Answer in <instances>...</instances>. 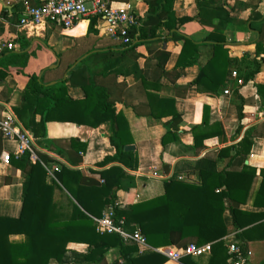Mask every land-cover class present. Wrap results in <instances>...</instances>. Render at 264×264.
I'll list each match as a JSON object with an SVG mask.
<instances>
[{
	"label": "trees",
	"instance_id": "16d2710c",
	"mask_svg": "<svg viewBox=\"0 0 264 264\" xmlns=\"http://www.w3.org/2000/svg\"><path fill=\"white\" fill-rule=\"evenodd\" d=\"M144 1L148 11L141 26L131 30L134 37L131 44L125 45L112 38L111 41L102 39L96 27L97 19L92 18L87 34L76 39L70 50L58 53L61 59L58 68L46 69L41 77H30L21 103L13 108L35 142L64 158L69 165L37 149L39 159L36 161L31 159L29 151L18 157L12 155L11 161L25 174L22 209L17 217L0 215V264H164L169 258L158 249L174 243L173 234L178 232L181 239L177 243L179 247L189 243L199 246L211 243L209 264H227L230 254L225 237L232 230L240 239L239 245L250 264L248 242L252 238H264V211L252 212L241 206L247 202L258 174V169L247 160L254 138L262 135V124L249 128L238 143L207 152L200 158L194 168L198 180L180 179V173L175 172L164 181L162 194L134 202L131 208L133 218L124 219L121 224L118 221L122 213L117 192L135 187V176L123 166L136 170L139 156L137 151L126 149V144L132 141L129 123L124 113L117 111L116 104L123 102L137 116L157 119L170 116L165 122L167 131L162 144L165 147L172 142L180 143L182 116L176 108L175 98L160 94L162 79L171 78L177 85L185 69L198 64L200 58V45L189 37H182L184 44L177 63L171 71L166 70L170 52L164 44L170 35L174 38L179 36L176 30L183 20L175 15L176 0ZM254 1L255 5L260 2ZM196 3V18L214 29L207 36L212 44L211 56L200 65L199 75L191 84L196 85L200 92L218 93L229 86L235 65L243 61L246 69L240 78L244 83L254 79L264 61V21L254 57L247 54L239 61L230 57L226 47L224 32L234 19L222 0H196ZM261 17L256 10L249 19L261 20ZM215 19H219V23H214ZM164 30H167L165 35L162 34ZM12 40L8 39L9 42ZM22 42L29 45L31 41L24 37ZM141 46H146L149 52L144 67L138 63V59L145 56L139 51ZM1 54L5 55L6 51ZM86 54L89 55L80 60ZM66 73L69 78H65ZM9 74V70L0 64V81L6 80ZM129 74L135 76L137 91L145 99L143 97L134 103L124 101L129 85L126 81H118V77ZM68 82L80 86L85 92L84 98L71 97ZM241 86L234 89L233 98L238 109L237 133L244 128L249 102L240 93ZM255 86L259 106L264 109V83ZM52 120L92 127L110 121L113 130L110 140L116 152L106 156L100 165L118 162L123 166L113 165L101 171L100 179L71 167L83 161L87 143L77 138L69 141L49 138L47 123ZM192 133L193 148L199 153L207 147L208 139L225 138L226 132L221 122L210 123V109L205 105L203 121L192 128ZM126 135H129L128 139ZM2 142L0 131V157ZM223 161L225 163L221 167ZM52 163L57 168L51 169ZM259 172L262 181L254 206L264 208V168ZM51 173L54 179L49 183L47 177ZM57 192L61 193L60 200L56 198ZM108 207L114 211L116 224L130 232L141 229L152 248L141 251L135 242L126 241L117 232L99 231L96 218L103 217ZM226 210L233 217L231 227L224 220ZM18 235L23 237L13 238ZM72 242L86 243L88 248L85 252L70 249ZM116 246L120 247L123 262L108 263L106 254ZM180 264L197 263L192 256L185 255Z\"/></svg>",
	"mask_w": 264,
	"mask_h": 264
},
{
	"label": "crops",
	"instance_id": "0c3cea01",
	"mask_svg": "<svg viewBox=\"0 0 264 264\" xmlns=\"http://www.w3.org/2000/svg\"><path fill=\"white\" fill-rule=\"evenodd\" d=\"M26 0H0V53L6 51V54L0 55V64L6 67L10 74L6 80L0 81V121L13 114L18 122L25 128L22 122L15 114L13 108L18 106L22 100V94L26 90L30 77L35 75L41 77L46 69H56L52 67L58 62V53L70 50L76 39L84 37L90 25V22L81 21L73 29L66 30L61 25L42 24L37 27H19L17 25L19 17L24 9ZM33 5H38L42 0H27ZM117 4L130 3L137 13L141 22L144 20L148 5L144 0H115ZM254 0H222L230 16L234 19L229 23L225 30V43L232 58L243 60L245 55L254 57L256 53V43L261 36L260 27L264 21V0H260L255 5ZM258 11L262 17L261 20H251L249 17L253 11ZM196 0H176L174 3V12L177 18L182 19L176 33L178 37L170 35V39L164 44V47L170 52V57L166 64V70L171 71L177 63L181 48L184 44L182 37H189L200 45L199 63L189 66L176 82L168 77H163V88L160 94L175 98V105L182 116V122L179 128L180 143H169L165 147L162 144V137L167 131L165 122L171 117L166 116L157 119L152 116H137L133 109L126 106L123 102L116 104L117 111H122L129 123L130 137L132 141L127 145H134L135 151L138 152L139 165L136 170H130L118 162H111L106 165H100L106 156L114 155L115 146L111 143L113 130L110 121L101 123L98 127H92L86 124H78L72 121L52 120L47 123V133L49 138L66 140L77 138L81 142L87 143V150L83 155V161L77 166H71L80 169L84 174L100 179V172L113 166L121 165L130 174L135 176V187L129 191L120 189L117 192L118 204L122 213L121 218L132 219V205L141 199H149L160 195L164 192V181L179 172L189 180H198V173L194 171L196 162L207 152L215 151L219 148L238 143L246 131L256 125L262 124V135L254 138V144L247 162L258 169L249 198L241 207L243 209L261 212L264 208L255 207L254 199L260 188L262 176L260 169L264 168V109L259 106V96L256 90V84L264 83V61L261 71L258 72L254 79L244 83L239 89L240 93L249 99L246 105L247 111L244 119V128L241 132L236 131L239 118L238 109L235 104L234 89L239 85L231 77L230 84L224 90L218 93L200 92L196 85H192L200 72V65L207 62L212 53L211 41L207 36L214 27L201 23L197 18ZM249 19V20H248ZM245 21V24L242 23ZM96 27L99 30V36L102 39L111 41L100 28L103 22L99 21ZM214 23H219L215 19ZM254 26V27H253ZM167 34V30L162 31ZM30 40L29 45L23 44V38ZM8 39H13L8 41ZM8 43H14L15 48L9 50ZM264 44V42H263ZM139 51L145 56L138 59L140 67H144L149 55L146 46H141ZM260 56H258L259 58ZM61 63V62H60ZM245 64L242 62L236 64L233 72L239 75L245 74ZM69 75L68 73L65 74ZM70 76V75H69ZM69 78V77H67ZM118 81H126L129 85L124 101L134 103L135 100L142 99L145 96L137 91L135 76L120 75ZM55 83V81H54ZM53 84V82L51 83ZM136 90H135V89ZM231 90L230 94L225 91ZM68 92L74 99H82L85 96L84 90L80 86H75L68 82ZM210 109V123L221 122L225 129V138L214 137L206 141L207 147L196 153L193 144L194 137L192 128L203 121L204 106ZM40 116H37V120ZM26 129V128H25ZM129 138V135H126ZM18 148L17 141L13 139H3L2 153L10 151L13 155ZM35 149L48 153L63 163L67 161L53 152L45 149L35 142ZM222 162L221 167L224 166ZM69 165V164H68ZM56 168L55 163L51 164V169ZM191 173L188 176V173ZM25 174L22 169L14 165L12 161L3 162L0 157V215L17 217L22 209V193ZM54 179L51 173L47 181L52 183ZM61 193H56V198L61 199ZM224 220L230 227L233 224V217L229 210L224 213ZM264 232V230L262 231ZM256 236V235H255ZM23 236L18 235L13 238L21 239ZM174 243L168 247L181 248L180 233L173 234ZM240 242L234 230L225 237L226 245L230 242ZM251 251L249 258L250 264H263L264 262V238H252L248 242ZM70 249L85 252L88 248L86 243L72 242L69 244ZM120 247L111 248L106 254L108 263L116 260L123 262L120 253ZM140 249V248H139ZM142 251V249H140ZM144 251V250H143ZM163 251V250H161ZM210 253H205L199 257H192L197 264H209ZM76 264V263H73ZM164 264H180V261L168 260Z\"/></svg>",
	"mask_w": 264,
	"mask_h": 264
},
{
	"label": "built area",
	"instance_id": "2783aa9c",
	"mask_svg": "<svg viewBox=\"0 0 264 264\" xmlns=\"http://www.w3.org/2000/svg\"><path fill=\"white\" fill-rule=\"evenodd\" d=\"M92 18H96L97 22L102 21L104 23L100 29L108 37L125 45L134 41L131 30L141 26V20L132 5L130 3L119 5L115 0H42L38 5H33L26 0L17 25L24 28L49 23L58 24L66 30H71L81 21L91 22ZM7 48L12 50L15 48V44L8 43ZM232 78L237 85L244 84L236 71L232 73ZM225 92L230 94L231 90L227 89ZM260 115L264 117V113H260ZM0 131L3 139L17 141L18 148L14 155L18 157L29 151L33 161L39 159L33 135L18 122L13 114L0 121ZM12 155L10 151H5L1 154V159L3 162H10ZM179 178L184 179L183 176H179ZM113 217L114 211L112 207H108L103 217L96 218L97 229L101 232H117L126 241L135 242L142 251L152 248L141 229L138 228L133 232L127 231L116 224ZM118 221L121 224L124 219L119 218ZM211 245V243H207L199 246L196 243H189L181 248L168 247L158 250H163L161 252L170 260L180 261L185 255L199 257L205 253H210L212 251ZM227 246L230 254L227 264H249L239 243L232 241Z\"/></svg>",
	"mask_w": 264,
	"mask_h": 264
},
{
	"label": "water",
	"instance_id": "95a60500",
	"mask_svg": "<svg viewBox=\"0 0 264 264\" xmlns=\"http://www.w3.org/2000/svg\"><path fill=\"white\" fill-rule=\"evenodd\" d=\"M88 55H89V54H86V55L83 56L80 60L86 58ZM80 60H79L78 62H80ZM60 62H61V59L58 58V62H57V64L54 65V66H52V67H57V66L60 64ZM78 62L75 63V64L72 66V68H74V67L78 64ZM72 68H71V69H72ZM67 77H69V75H66V78H67ZM53 83H54V82H53ZM126 149H128V150H134V149H135V146H134V145H127V146H126ZM72 264H73V263H72Z\"/></svg>",
	"mask_w": 264,
	"mask_h": 264
}]
</instances>
